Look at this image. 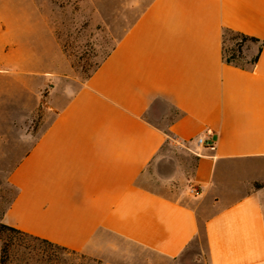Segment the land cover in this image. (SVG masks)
Here are the masks:
<instances>
[{
    "label": "crops",
    "instance_id": "crops-1",
    "mask_svg": "<svg viewBox=\"0 0 264 264\" xmlns=\"http://www.w3.org/2000/svg\"><path fill=\"white\" fill-rule=\"evenodd\" d=\"M128 1L145 3L113 14L111 47L85 81L64 90L72 82L37 76L55 89L36 126L24 122L40 97L14 110L15 194L1 223L98 258L109 234L170 260L202 241L206 264H264V0ZM27 28L7 62L17 74L34 63ZM225 29L262 43L251 70L224 61ZM168 145L193 155L198 195L142 184L150 167L172 173L159 157Z\"/></svg>",
    "mask_w": 264,
    "mask_h": 264
},
{
    "label": "rangeland",
    "instance_id": "rangeland-1",
    "mask_svg": "<svg viewBox=\"0 0 264 264\" xmlns=\"http://www.w3.org/2000/svg\"><path fill=\"white\" fill-rule=\"evenodd\" d=\"M143 2L140 5H131L128 0H0V224L2 215L15 194V189L8 183V175L17 151L16 143H13L16 142L13 127L17 121L15 111L25 108L28 96L31 99L40 97L42 104L36 110L34 118L24 122L36 126L45 114L46 97L52 88L55 89L54 79L48 78L47 82H43L37 76L56 74V77L65 82H72L65 85L61 81L57 88L76 89L111 47L113 14L138 12L144 7ZM21 16L24 18L22 24L26 25L24 32L17 27L20 23L17 18ZM8 18L14 20L9 21ZM28 25H32V30L35 31L28 35L29 40L34 41V50L30 53L28 50L24 51L23 56L27 59L34 58V63L24 74H17L14 73L16 69L7 62L16 60L22 54H17L14 50L17 39L22 44L21 38L27 36ZM49 29L56 38V46L52 40H48ZM225 47L233 48L228 36ZM247 47V56H254L256 46ZM22 89L23 95L18 97ZM12 96L17 100L12 101ZM6 110L9 114H6ZM159 157H165L171 162L172 175L160 176L154 167H150L147 179L142 184L153 189L163 187L190 192L193 155L182 145H168ZM101 240L104 243L101 244V258H98L53 248L0 228V260H3V264H206L202 241L199 246L193 243L188 252L178 259L170 260L113 235L103 234ZM4 247L5 254L2 253Z\"/></svg>",
    "mask_w": 264,
    "mask_h": 264
},
{
    "label": "trees",
    "instance_id": "trees-1",
    "mask_svg": "<svg viewBox=\"0 0 264 264\" xmlns=\"http://www.w3.org/2000/svg\"><path fill=\"white\" fill-rule=\"evenodd\" d=\"M226 36H228L229 41L233 43V48L227 49L225 47ZM248 45L256 46V52L254 56H251V57L247 56L246 53L248 51V47H247ZM261 50H262V43L254 37H251V36L239 33V32H235L229 29H225L222 31V55H223L224 61L227 64L232 65L233 67H236V68H239L245 71L251 70L255 66L256 62L258 61ZM0 228L10 234H13L16 236L29 237L30 239L36 240L50 247L58 248L63 251H68L62 247L51 244L45 240L32 237L14 228L6 226L2 223L0 224ZM5 252H6V249L4 247V249L2 250V253L5 254ZM69 252L76 253L72 251H69ZM0 264H3L2 259L0 260Z\"/></svg>",
    "mask_w": 264,
    "mask_h": 264
},
{
    "label": "built area",
    "instance_id": "built-area-1",
    "mask_svg": "<svg viewBox=\"0 0 264 264\" xmlns=\"http://www.w3.org/2000/svg\"><path fill=\"white\" fill-rule=\"evenodd\" d=\"M196 144H197L198 146H201V147L206 148V149H208V150H213V148H214V146H213L212 143H207V142H205V141H204L203 139H201V138H198V139L196 140ZM190 193H192L194 196L198 195V191L195 190L194 188H192V189L190 190Z\"/></svg>",
    "mask_w": 264,
    "mask_h": 264
}]
</instances>
